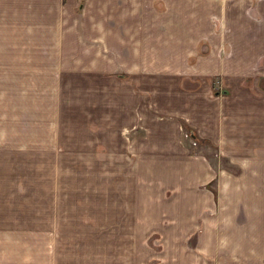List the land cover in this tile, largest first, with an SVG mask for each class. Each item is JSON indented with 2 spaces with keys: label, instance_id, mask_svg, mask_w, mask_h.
<instances>
[{
  "label": "crops",
  "instance_id": "obj_1",
  "mask_svg": "<svg viewBox=\"0 0 264 264\" xmlns=\"http://www.w3.org/2000/svg\"><path fill=\"white\" fill-rule=\"evenodd\" d=\"M0 70L56 77L55 85L79 74L148 84L131 88L121 106L129 119L117 134L130 139L122 154L137 156L136 172L139 157L147 164L145 180L133 186L136 210L114 213L130 222L106 236L118 247L116 260L89 254L90 245H106L104 223L83 214L14 213L0 218L7 220L0 224V264H264V153L255 162L252 148L231 145L259 140L243 127L264 125V115L226 111L234 89L254 95L264 76V0H0ZM171 76L178 81L168 88L149 83ZM182 78L198 85L181 88ZM248 79L252 89L244 86ZM42 85V98L59 90ZM186 129L218 146L229 163L189 154ZM139 202L144 210L137 211ZM79 251L89 258L68 259Z\"/></svg>",
  "mask_w": 264,
  "mask_h": 264
},
{
  "label": "rangeland",
  "instance_id": "obj_2",
  "mask_svg": "<svg viewBox=\"0 0 264 264\" xmlns=\"http://www.w3.org/2000/svg\"><path fill=\"white\" fill-rule=\"evenodd\" d=\"M62 78L65 85H61L60 79L59 85H55L56 77L0 75V218L14 213L83 214L93 224H105L106 229H102L106 230V238L113 234L115 225L130 222L115 220L114 213L136 210L138 190L136 193L133 186L137 183L139 188V182L145 180L143 169L147 162L143 160L147 157L141 156L142 161L138 158V172L134 171L137 156L122 154L130 139L119 136L117 129L128 124L129 117L121 112V106L132 97L131 88L136 90L148 84L145 78L138 81L137 77L126 75L87 78L79 74ZM257 78L254 95L243 88H238V93L235 89L232 91L234 100L226 105L229 115L259 118L264 115V107L260 106L264 98V76ZM167 80L168 77H157L156 81L148 82L168 88L178 78L171 76ZM184 80L179 82L181 88L193 89L198 85V81ZM218 81L212 79L214 85ZM38 84L59 90L45 92L42 98L37 93ZM244 86L254 87L250 79ZM37 98L41 106H37ZM50 98L56 99L54 106L59 105L58 109L48 103ZM148 100L153 102L154 98ZM257 126L253 129L254 125L245 124L243 129L247 136L259 135V140L239 139L231 143L242 152L252 148L255 162L261 158L258 153H264L261 151L264 125ZM182 136L189 154L202 153L208 162L218 166L229 163L220 154L219 147L210 141L195 138L187 129L182 131ZM156 142L147 141L148 144ZM145 208L146 204L139 202L137 211ZM103 216L111 218L101 219ZM6 222L0 219V224ZM105 242L102 246L90 245L89 254L116 260L120 254L118 247L111 238ZM85 253L79 251L68 259H88ZM124 254L122 251L121 255Z\"/></svg>",
  "mask_w": 264,
  "mask_h": 264
}]
</instances>
